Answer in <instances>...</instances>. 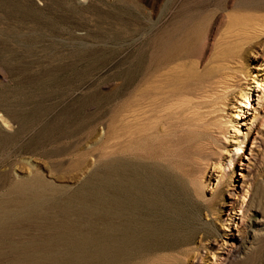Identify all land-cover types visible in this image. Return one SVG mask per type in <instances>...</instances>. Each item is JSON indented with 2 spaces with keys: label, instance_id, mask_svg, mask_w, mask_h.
<instances>
[{
  "label": "rangeland",
  "instance_id": "1",
  "mask_svg": "<svg viewBox=\"0 0 264 264\" xmlns=\"http://www.w3.org/2000/svg\"><path fill=\"white\" fill-rule=\"evenodd\" d=\"M251 74L264 0H0V264H264Z\"/></svg>",
  "mask_w": 264,
  "mask_h": 264
},
{
  "label": "bare ground",
  "instance_id": "2",
  "mask_svg": "<svg viewBox=\"0 0 264 264\" xmlns=\"http://www.w3.org/2000/svg\"><path fill=\"white\" fill-rule=\"evenodd\" d=\"M260 69H261V67H260ZM251 75H252L251 76V82H249V83L247 82L245 84L242 96H241L240 100L238 101V106L240 107L239 112H242V114H245V115L250 114V111L253 108V103H252L253 94L264 91V77L257 79V75H254V74H251ZM234 116L238 118L239 114L235 113ZM236 153L237 154L243 153V148L240 147L239 152H236ZM91 243H92V238L89 236H85L82 238V240H79V241H77L75 238L70 239L68 242H66V246L68 248L67 249L68 251H66L65 256H64L65 261L71 262V261H75L78 257L83 258V255L86 253L85 252L86 246L88 249L92 248ZM96 251H97V253L104 255L105 253L110 251V249L106 246H101V247H98L96 249ZM82 252H84V253L82 254ZM58 258H59V255L57 252L53 258L54 264H58V261H57ZM178 262H179V259L176 258V259H171V260H164L160 263L159 262H157V263L158 264H177Z\"/></svg>",
  "mask_w": 264,
  "mask_h": 264
}]
</instances>
